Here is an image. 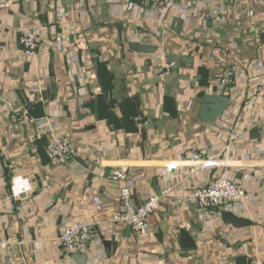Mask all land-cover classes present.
<instances>
[{
    "label": "crops",
    "instance_id": "obj_1",
    "mask_svg": "<svg viewBox=\"0 0 264 264\" xmlns=\"http://www.w3.org/2000/svg\"><path fill=\"white\" fill-rule=\"evenodd\" d=\"M1 4L0 240L21 245L16 255L0 252V264H63L61 225L92 220L93 196L104 202L106 219L118 207L116 188L107 182L113 167L134 168L141 176L136 197L143 190L151 195L179 180L188 148L220 153L223 162L205 179L227 176L243 186L250 199L242 215L228 214L231 222L223 214L220 227L203 239V212L166 201L148 219L147 234L102 224L99 238L81 252L86 264H264V95L252 101L248 95L264 78V3L254 17L237 14L224 26L178 13L162 17L156 8L121 0ZM57 8L73 10L66 21L79 33L51 48ZM26 25H40L46 38L35 63L18 57L17 31ZM159 53L180 70L157 74L153 59ZM227 70L234 72L237 92L207 122L198 114L207 88ZM40 119L74 139L86 138L88 153L51 166L48 136L36 125ZM15 175L31 182V191L18 200L8 190Z\"/></svg>",
    "mask_w": 264,
    "mask_h": 264
},
{
    "label": "built area",
    "instance_id": "obj_2",
    "mask_svg": "<svg viewBox=\"0 0 264 264\" xmlns=\"http://www.w3.org/2000/svg\"><path fill=\"white\" fill-rule=\"evenodd\" d=\"M80 1L83 2L84 0ZM121 1L136 3L142 7L151 6L160 10L162 17L165 13H178L187 18L191 16L199 18L204 22V25V20L210 18L215 26H224L228 20L241 13L254 17L256 14L255 9L261 7L264 3V0ZM229 2H231V6H227ZM1 6L0 0V9ZM50 8L53 9V6H50ZM72 12L73 10L71 9L62 11L57 8L58 31L53 41L50 42L51 48H60L63 44H69L71 39L79 33L74 23L66 21V18ZM4 27L0 22V35L3 34L2 30ZM256 29H253L252 32H255ZM17 33L19 43L18 57L21 60L35 63L38 51L41 49L42 44L46 43L43 28L40 25H26L18 30ZM153 60L156 62L157 74L171 70L177 71L181 68L177 62L166 60L163 53H159ZM33 70L31 79L35 81L38 77L37 72ZM36 91L38 95H42L44 91L43 85H38ZM235 92H237V87L234 84L233 70H227L217 76L207 88V96L226 99L228 102L229 97ZM259 93L264 95V78L258 80L248 93L251 101ZM15 113L19 115L20 111L15 110ZM36 125L48 136L45 154L51 166L65 165L70 160L88 153L86 145L88 140L86 138L79 136L74 139L64 133L62 126L53 124L48 119H40L36 121ZM183 159L188 165L182 170L178 181L164 184L157 193L151 195L146 190L141 191L137 196V203L134 201L133 196L136 194L135 185L141 180V176L136 174L134 168L124 163L113 167L109 171L107 182L113 184L116 188L118 207L106 219L103 216L104 202L100 197L93 196L90 199L94 215L92 220H66L61 225L57 238L61 252V258L58 262L74 264L72 256L83 252L95 238H99L98 229L102 224L110 227H129L139 234L149 233L150 225L148 219L161 212L163 203L166 201L179 202L186 208H196L203 212L206 218L205 227L201 234L203 239L212 237L211 231L220 227L223 214L242 215L247 207L246 202L250 199V195H248L247 190L243 186L227 176L213 177L210 181L205 179L211 168L218 167L223 162L220 159L219 152L188 148ZM174 167L175 165L171 164L165 168L168 172ZM195 180H197V183ZM8 190L9 198L18 200L21 196L31 191V182L28 177L15 175L10 180ZM244 216L251 219L247 214ZM20 245V242H9L6 239H2L0 240V252L16 255Z\"/></svg>",
    "mask_w": 264,
    "mask_h": 264
},
{
    "label": "water",
    "instance_id": "obj_3",
    "mask_svg": "<svg viewBox=\"0 0 264 264\" xmlns=\"http://www.w3.org/2000/svg\"><path fill=\"white\" fill-rule=\"evenodd\" d=\"M136 50H146L147 48L135 47ZM151 51L153 48H149ZM228 101L226 99L218 98V97H210L206 96L204 98V103L199 110L198 114L201 118L206 120L207 122H213L224 110ZM158 192V191H157ZM22 197V196H21ZM134 201L137 203L136 195L133 196ZM225 219L233 222L234 219L230 215H224ZM72 259L76 264H86V255L83 253L74 254Z\"/></svg>",
    "mask_w": 264,
    "mask_h": 264
}]
</instances>
